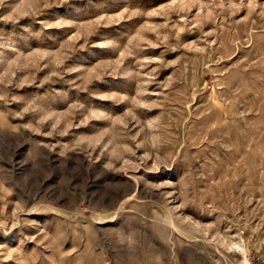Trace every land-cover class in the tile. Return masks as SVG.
Listing matches in <instances>:
<instances>
[{"label":"rangeland","instance_id":"374dc122","mask_svg":"<svg viewBox=\"0 0 264 264\" xmlns=\"http://www.w3.org/2000/svg\"><path fill=\"white\" fill-rule=\"evenodd\" d=\"M0 264H264V0H0Z\"/></svg>","mask_w":264,"mask_h":264}]
</instances>
